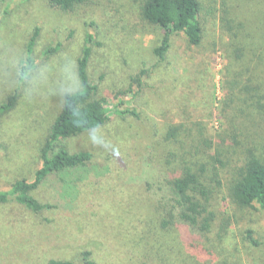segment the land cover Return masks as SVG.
I'll return each instance as SVG.
<instances>
[{"label":"rangeland","instance_id":"374dc122","mask_svg":"<svg viewBox=\"0 0 264 264\" xmlns=\"http://www.w3.org/2000/svg\"><path fill=\"white\" fill-rule=\"evenodd\" d=\"M200 1V46L171 35L161 59L154 49L164 30L140 17L137 0H89L67 13L45 0H0V105L16 97L0 112V190L32 181L41 167L40 149L64 96L79 89L76 66L84 46L90 48L89 80L109 115L105 125L64 142L70 152L92 158L49 174L32 191L45 209L0 204V264H83L86 250L94 264H264V244L245 240L247 231L264 239V210L256 205L218 201V215L224 210L229 219L222 239L182 228L174 251L162 252L167 244L155 227L160 253L153 241L154 255L144 244L155 199L146 185L159 175L170 146L162 137L171 125L215 136L236 116L243 147L256 148L264 160V120L244 89L258 88L264 97V0ZM236 46L241 61L233 58ZM28 58L32 65L23 74Z\"/></svg>","mask_w":264,"mask_h":264},{"label":"trees","instance_id":"16d2710c","mask_svg":"<svg viewBox=\"0 0 264 264\" xmlns=\"http://www.w3.org/2000/svg\"><path fill=\"white\" fill-rule=\"evenodd\" d=\"M45 1L50 8L67 13L89 0ZM137 4L143 20L164 30L159 46L154 49L157 57L163 59L171 35H182L188 46H200L204 35L200 20V0H137ZM226 22L230 24L231 21ZM227 30L231 32L234 28L228 26ZM35 36L36 32L29 40L28 51ZM89 56L90 48L84 46L76 66L79 89L64 96L61 110L54 118L40 149L41 167L35 171L32 181L17 180L9 190H0V204L14 201L25 209L38 213L46 206L31 195L32 191L49 174L82 167L91 160L90 153L70 152L64 143L105 125L109 119L102 100L96 98L97 86L89 80L87 74ZM242 57V49L236 46L233 58L241 61ZM31 65L28 58L22 73ZM246 87L245 91L251 92L250 98L255 99L254 106L260 111L257 115L264 120V97L258 92V88ZM254 91L258 95L254 96ZM15 99V95L10 96L5 104L0 105V112L11 107ZM227 101L226 105L233 102L231 98ZM246 101L243 100L244 103ZM238 112L244 113L243 109H238ZM129 113L137 117L135 112ZM235 118L236 116L229 118V127L218 130L215 136L205 135L204 128L193 134L191 128H185L184 123H181L171 125L162 137L164 146H170L159 175L146 185L155 198L151 203L153 217L145 218L149 237L144 244H148L147 251L150 254L154 255L153 247L149 248L151 241L158 245L157 252L160 253L159 248L162 249L155 227L167 244L162 252L166 248L174 251L177 240L181 241L179 231L182 228L205 239L212 232L216 234V239H222L229 219L224 210L222 215H218L214 207L218 201H228L240 208H253L256 205L259 210H264V160L257 154L256 148L243 147L246 145L242 144L240 124L234 122ZM138 222L142 223L143 220ZM145 234L147 235V230ZM245 240L253 247L264 244V239L255 238L251 231L246 232ZM159 253L156 255L160 256ZM91 254L89 250L82 252L83 264H94L89 260ZM48 264L76 263L70 260H51Z\"/></svg>","mask_w":264,"mask_h":264}]
</instances>
